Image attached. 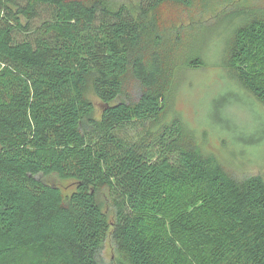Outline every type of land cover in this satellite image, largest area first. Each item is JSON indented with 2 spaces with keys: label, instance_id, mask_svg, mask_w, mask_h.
Returning <instances> with one entry per match:
<instances>
[{
  "label": "trees",
  "instance_id": "obj_1",
  "mask_svg": "<svg viewBox=\"0 0 264 264\" xmlns=\"http://www.w3.org/2000/svg\"><path fill=\"white\" fill-rule=\"evenodd\" d=\"M191 1L0 0V264H100L108 237L114 264H264V180L233 178L167 120L142 60L143 20ZM225 54L264 106V12ZM129 74L146 89L134 101Z\"/></svg>",
  "mask_w": 264,
  "mask_h": 264
},
{
  "label": "rangeland",
  "instance_id": "obj_2",
  "mask_svg": "<svg viewBox=\"0 0 264 264\" xmlns=\"http://www.w3.org/2000/svg\"><path fill=\"white\" fill-rule=\"evenodd\" d=\"M137 9L139 0H115ZM264 12V0H192L189 6L166 3L143 20L142 60L150 69L154 89L162 90L169 120L177 117L206 155L213 156L233 178L264 180V106L234 79L225 66L227 45L247 15ZM201 65H189L191 58ZM146 89L129 74L123 100H136ZM94 117L102 104L93 95ZM133 135V132L131 133ZM64 195L74 184L54 176L44 178ZM100 204L110 221L114 211L102 191ZM115 248L108 237L98 252L100 264H114ZM16 261V255L3 258Z\"/></svg>",
  "mask_w": 264,
  "mask_h": 264
}]
</instances>
